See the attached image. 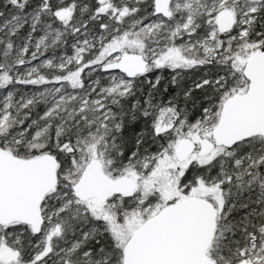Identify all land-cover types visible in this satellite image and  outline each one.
<instances>
[{
  "label": "snow or ice",
  "instance_id": "snow-or-ice-1",
  "mask_svg": "<svg viewBox=\"0 0 264 264\" xmlns=\"http://www.w3.org/2000/svg\"><path fill=\"white\" fill-rule=\"evenodd\" d=\"M0 264H264V0H0Z\"/></svg>",
  "mask_w": 264,
  "mask_h": 264
}]
</instances>
